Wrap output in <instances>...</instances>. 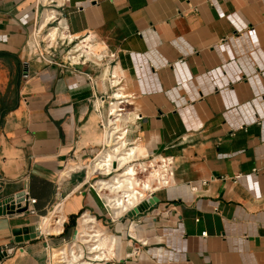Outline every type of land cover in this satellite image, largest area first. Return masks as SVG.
<instances>
[{"label":"crops","instance_id":"obj_1","mask_svg":"<svg viewBox=\"0 0 264 264\" xmlns=\"http://www.w3.org/2000/svg\"><path fill=\"white\" fill-rule=\"evenodd\" d=\"M0 69V202L36 200L0 216L1 264H48L82 213L115 252L104 264H264V0H0ZM113 105L112 143L174 163L153 205L116 221L86 165Z\"/></svg>","mask_w":264,"mask_h":264},{"label":"built area","instance_id":"obj_2","mask_svg":"<svg viewBox=\"0 0 264 264\" xmlns=\"http://www.w3.org/2000/svg\"><path fill=\"white\" fill-rule=\"evenodd\" d=\"M71 59H74L75 53H78L77 50H73L74 53H69ZM86 60L85 55L79 56L78 61L83 62ZM26 75H23L26 78ZM104 98L101 99L98 109L100 110ZM122 104V103H120ZM111 105V103L109 104ZM123 108L117 109L116 116H113L110 112L108 113V117L117 120L118 114L121 113ZM105 123L101 124L102 128H105ZM123 138V136L121 135ZM119 139V138H118ZM104 149V147H103ZM97 156V155H96ZM96 156L89 162L87 169L90 170L92 175H96L99 178L96 179L93 183L97 193L101 194L100 198L103 202V207L106 210V213L109 215L110 221L120 220L124 217H127L128 213L137 208L141 203L148 202L152 199L153 195L162 189L169 187L173 182V173H174V163L172 158L166 157H153L149 155H137L130 160L129 165L131 169L134 170L132 177L136 180V185L134 186L133 194L128 196L127 194H122L123 191H118V187L114 189V192L108 190L106 186L101 185L99 188L97 187V183L101 180H109L112 176L116 175L118 172L115 168L111 169L108 173H104L100 169H90V165H92ZM112 167V166H111ZM103 195H107L110 199H105ZM62 198L58 199L53 206L51 207L50 212L53 213V220L56 225H60L61 231L57 235H61L63 232V226L65 224V220L63 219L61 222L59 220V216H61V207H62ZM9 205H14L16 207H24L27 204V212L29 211V207L33 206L36 203L35 199L30 198L29 193L27 191H22V193L14 195L13 197L6 200ZM118 215H116V212ZM115 212V213H114ZM80 219L84 221L86 218V214L82 213L79 215ZM92 221L90 224V229L84 228L80 230H76L74 235L63 243L60 247L56 249H51L50 259L48 264H68L64 257L68 258L72 264H104V263H113L115 260V252L112 248L107 249L101 248V250H96V253H92L94 251V244L98 242L99 238H103L102 234H96L97 231L94 225V219L89 218ZM60 222V223H59ZM87 234L93 237H84ZM96 236V237H95ZM202 237H206V233L201 234ZM87 239V240H85ZM85 240V241H84ZM92 240L94 242H89L88 244L84 242H88ZM84 241V242H83ZM111 245L114 244L111 242ZM47 247L48 245L45 244ZM56 253V258L52 259V253ZM66 253V256L64 255ZM12 253V249L7 246L0 247V264L3 259L9 257ZM64 253V254H62ZM75 256L76 259L73 260L72 257ZM96 256H101L99 260L96 259ZM65 262V263H62Z\"/></svg>","mask_w":264,"mask_h":264},{"label":"bare ground","instance_id":"obj_3","mask_svg":"<svg viewBox=\"0 0 264 264\" xmlns=\"http://www.w3.org/2000/svg\"><path fill=\"white\" fill-rule=\"evenodd\" d=\"M116 106H112L110 107V113L113 114V116L116 114ZM119 118L117 120H109L108 125L111 127L108 131L105 132L104 134V138H105V143L106 145L110 144L112 142V139L114 138L116 140V137H120V134H117L120 131V125H119ZM114 146H110V148H108L109 150H103L100 153L97 154L94 162L92 163V165L90 166V169H100L102 170L104 173H108L111 169L115 168L117 169H123L122 172L116 176H113V178H111L110 180H101L100 182H98L96 185L99 188L101 185H103L104 187L106 186V188H108V190L114 192V189H116V187H118V191H123L122 194H127L128 196H131L133 194V188L136 185V180L133 179L132 175L134 170L131 169L129 162L130 160H132L133 157H135V154L133 152V150H126L125 146H124V142L120 141L119 143H117L116 141L113 142ZM112 166V167H111ZM105 199H110V197H105ZM116 212V211H115ZM117 215V212H116ZM53 213L51 212V214L45 219L44 224L46 226L53 227L50 228L52 233H57L59 231L58 228L54 227L56 224L51 222V220H53ZM61 216H59V220L60 222L62 221V219L60 218ZM59 222V223H60ZM82 225L81 227L90 229V224L92 223L91 220H89V218H86L84 221H82ZM57 227H60V225H58ZM61 231V230H60ZM91 232H96V234H98L99 236V232L98 231H91ZM86 238L88 237H93L90 236V234H87L86 236H84ZM96 237V236H95ZM100 237V236H99ZM87 240V239H85ZM84 240V241H85ZM108 238L105 237V239L99 238L98 242H96L94 244V251L92 252L93 254L96 253V250H101V248H106L107 247V243H108ZM83 241V242H84ZM89 242H94L92 240H89L88 242H84L85 244L89 243ZM65 253V252H64ZM62 253V254H64ZM66 256V253L64 254ZM101 256H96V259L99 260ZM56 258V253H52V259ZM65 261L68 264H72L71 261L64 257ZM73 260L76 259L75 256L72 257ZM65 263V262H62Z\"/></svg>","mask_w":264,"mask_h":264},{"label":"water","instance_id":"obj_4","mask_svg":"<svg viewBox=\"0 0 264 264\" xmlns=\"http://www.w3.org/2000/svg\"><path fill=\"white\" fill-rule=\"evenodd\" d=\"M26 74V69L23 71V75ZM153 201H156V198H154ZM153 201L149 200L148 202H143L141 203L137 208H135L133 211H131L130 213H128L129 217H135L138 214H141L143 212H145L146 210H148L150 208V206L153 205ZM27 212V204L20 208L19 206L16 207L14 205H9L6 201L4 202H0V216L1 215H14V214H23ZM22 232H24L25 235L20 236L21 231L16 230L13 232L14 235V241L16 243L18 242H22V241H27L30 239H34L36 236H38L37 234H26V230H23Z\"/></svg>","mask_w":264,"mask_h":264},{"label":"rangeland","instance_id":"obj_5","mask_svg":"<svg viewBox=\"0 0 264 264\" xmlns=\"http://www.w3.org/2000/svg\"><path fill=\"white\" fill-rule=\"evenodd\" d=\"M2 71L0 69V99L2 98V96H4L6 94L5 90H6V87H5V84H4V77L2 76ZM113 118H109L106 120V123H105V130L104 131H108L111 127L108 126V122L109 120H112ZM105 134V132H104ZM110 146H113V143L111 142L110 144L106 145V143L104 144V149L103 150H109L108 148H110ZM102 150V151H103ZM94 162V161H93ZM87 166L89 165V163L86 164ZM91 166V165H90ZM54 220H51V222L53 223ZM55 226H58V225H55Z\"/></svg>","mask_w":264,"mask_h":264},{"label":"trees","instance_id":"obj_6","mask_svg":"<svg viewBox=\"0 0 264 264\" xmlns=\"http://www.w3.org/2000/svg\"><path fill=\"white\" fill-rule=\"evenodd\" d=\"M8 109L7 108H5V103H4V101L2 102V109H1V111L4 113V112H6Z\"/></svg>","mask_w":264,"mask_h":264}]
</instances>
